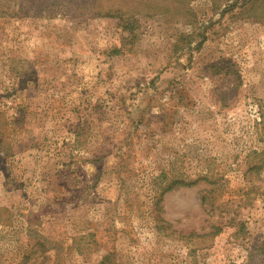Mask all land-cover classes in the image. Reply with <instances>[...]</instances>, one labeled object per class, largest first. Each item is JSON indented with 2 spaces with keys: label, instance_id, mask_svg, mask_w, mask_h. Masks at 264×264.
I'll return each mask as SVG.
<instances>
[{
  "label": "rangeland",
  "instance_id": "374dc122",
  "mask_svg": "<svg viewBox=\"0 0 264 264\" xmlns=\"http://www.w3.org/2000/svg\"><path fill=\"white\" fill-rule=\"evenodd\" d=\"M228 5L0 17V264H264V4Z\"/></svg>",
  "mask_w": 264,
  "mask_h": 264
},
{
  "label": "trees",
  "instance_id": "16d2710c",
  "mask_svg": "<svg viewBox=\"0 0 264 264\" xmlns=\"http://www.w3.org/2000/svg\"><path fill=\"white\" fill-rule=\"evenodd\" d=\"M162 1H165V5H161L163 4ZM189 1L191 2L192 0H0V17L24 19L26 17L43 16L45 18H52L59 13H70L71 16L75 17L114 18L118 21V26L121 30L135 37L136 18L141 15H175L181 12L188 18L185 22L191 25L194 20V14L188 6ZM211 1L214 8L229 4L230 7L237 6L239 13L248 15H250L257 5L264 4V0H233L232 3H229L232 0ZM195 183L196 181L184 183L167 181L165 183L161 180L159 184L162 186L160 187V195L157 199L159 201L161 195L173 190L174 186L191 187ZM207 197L203 196L201 198L203 205L207 202ZM220 232L221 230L216 228L215 233L212 234L217 235ZM89 236L93 237L92 234ZM112 255H108L107 253L102 257L100 264H105L107 261H110Z\"/></svg>",
  "mask_w": 264,
  "mask_h": 264
}]
</instances>
